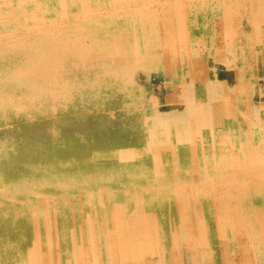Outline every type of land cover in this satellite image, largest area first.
Segmentation results:
<instances>
[{"label":"bare ground","instance_id":"bare-ground-1","mask_svg":"<svg viewBox=\"0 0 264 264\" xmlns=\"http://www.w3.org/2000/svg\"><path fill=\"white\" fill-rule=\"evenodd\" d=\"M0 264H264V0H0Z\"/></svg>","mask_w":264,"mask_h":264}]
</instances>
